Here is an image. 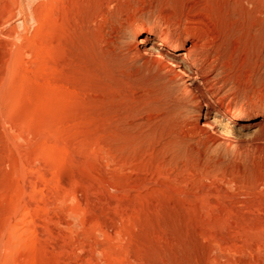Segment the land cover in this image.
I'll list each match as a JSON object with an SVG mask.
<instances>
[{
  "label": "rangeland",
  "instance_id": "374dc122",
  "mask_svg": "<svg viewBox=\"0 0 264 264\" xmlns=\"http://www.w3.org/2000/svg\"><path fill=\"white\" fill-rule=\"evenodd\" d=\"M263 103L264 0H0V264H264Z\"/></svg>",
  "mask_w": 264,
  "mask_h": 264
},
{
  "label": "bare ground",
  "instance_id": "6f19581e",
  "mask_svg": "<svg viewBox=\"0 0 264 264\" xmlns=\"http://www.w3.org/2000/svg\"><path fill=\"white\" fill-rule=\"evenodd\" d=\"M136 37L135 51L146 53L147 49L144 45L154 35L150 31L141 29L137 32ZM154 44L157 45L156 55H153L154 63L164 65L176 77L188 81L189 91L195 92L203 100L204 114L202 115L201 122L197 123L198 128H202V130L208 128L210 126L209 117L212 112H215L217 115H223L230 108V102L225 101V96L220 93L221 86L223 85L215 87L219 82L216 77H211L215 67L208 65L207 56L203 57V59L197 57L190 61L193 50H196V44H192V47L184 51L178 45L167 43L164 39L155 41ZM175 59H181L182 63L186 66L183 67L173 62ZM260 118V122L264 125V111L261 113ZM261 129L264 131V126Z\"/></svg>",
  "mask_w": 264,
  "mask_h": 264
}]
</instances>
